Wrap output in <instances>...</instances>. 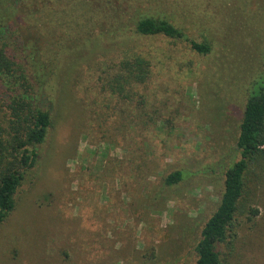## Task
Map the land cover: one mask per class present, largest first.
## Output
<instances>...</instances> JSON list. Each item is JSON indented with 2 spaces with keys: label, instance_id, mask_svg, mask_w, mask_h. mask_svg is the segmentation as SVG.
Returning a JSON list of instances; mask_svg holds the SVG:
<instances>
[{
  "label": "rangeland",
  "instance_id": "374dc122",
  "mask_svg": "<svg viewBox=\"0 0 264 264\" xmlns=\"http://www.w3.org/2000/svg\"><path fill=\"white\" fill-rule=\"evenodd\" d=\"M107 1L65 2L47 22L53 74L40 104L52 126L0 226V264H196L241 158L240 125L264 70V0ZM139 9L206 37L212 52L135 34ZM136 54L152 76L123 101L107 80ZM176 171L183 180L166 185ZM245 207L232 246L220 247L224 264H264L263 167L248 177Z\"/></svg>",
  "mask_w": 264,
  "mask_h": 264
},
{
  "label": "trees",
  "instance_id": "16d2710c",
  "mask_svg": "<svg viewBox=\"0 0 264 264\" xmlns=\"http://www.w3.org/2000/svg\"><path fill=\"white\" fill-rule=\"evenodd\" d=\"M65 2L75 0H0V226L15 210L18 190L38 163V148L52 126L51 112L40 102L53 74L48 69L53 61H45L42 49L47 22L54 21ZM133 14L128 26L133 21L139 36L184 42L203 56L213 50L206 37L200 41L190 38L159 12L139 9ZM112 70L107 85L113 95L126 101L135 96L136 86L150 81L152 62L136 54L114 64ZM237 148L241 158L225 173L224 192L202 230L196 264H224L220 247L232 246L235 240L238 216L246 208L248 177L256 167L264 168V70L251 83ZM182 180V172L176 171L166 178V185ZM252 212L253 216L259 214L258 210Z\"/></svg>",
  "mask_w": 264,
  "mask_h": 264
}]
</instances>
